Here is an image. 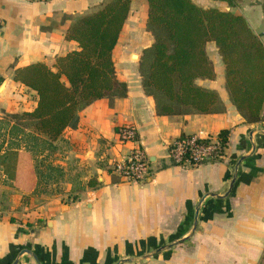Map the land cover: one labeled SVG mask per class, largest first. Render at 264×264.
Listing matches in <instances>:
<instances>
[{"label":"crops","instance_id":"1","mask_svg":"<svg viewBox=\"0 0 264 264\" xmlns=\"http://www.w3.org/2000/svg\"><path fill=\"white\" fill-rule=\"evenodd\" d=\"M106 1L0 0V123L4 113L36 106V92L15 81L14 70L36 61L53 67L57 56L78 47L65 38L72 20ZM262 1L243 0L233 10L264 44ZM138 2L147 12L146 0H131L123 28ZM207 47L215 50V77L196 82L217 92L222 112L157 115L141 84L142 51L119 57L114 48L124 97L94 100L51 145L41 134L31 144L25 134H11L12 120L1 129L0 264H261L264 106L259 121H245L229 98L214 42ZM126 125L150 162L144 183L121 181L110 170L133 146L118 141ZM223 129L222 159L183 167L169 157L176 137L218 136Z\"/></svg>","mask_w":264,"mask_h":264},{"label":"trees","instance_id":"2","mask_svg":"<svg viewBox=\"0 0 264 264\" xmlns=\"http://www.w3.org/2000/svg\"><path fill=\"white\" fill-rule=\"evenodd\" d=\"M218 1L234 7L243 0ZM146 2L145 26L153 41L142 50L139 73L156 114L224 110L217 92L196 82L215 77L206 51L207 42L213 41L224 64L232 104L246 122L259 121L264 106V44L246 18L232 10L203 8L193 0ZM130 5L131 0H107L99 9L75 17L65 38L76 41L78 47L57 56L53 67L36 61L14 70L13 79L34 90L37 102L30 111L4 113L13 121L11 134L22 133L29 140L41 134L51 145L65 128L77 125L78 112L94 100L105 97L112 103L126 95L127 85L117 77L112 51ZM261 8L264 17V0ZM227 135L226 129L218 134L223 146ZM11 153L19 155L18 151ZM5 157L4 153L1 160Z\"/></svg>","mask_w":264,"mask_h":264},{"label":"built area","instance_id":"3","mask_svg":"<svg viewBox=\"0 0 264 264\" xmlns=\"http://www.w3.org/2000/svg\"><path fill=\"white\" fill-rule=\"evenodd\" d=\"M117 136L121 144L133 146L122 158L112 162L111 173L121 181L144 183L150 175V162L145 150L138 144L135 128L130 125L119 127ZM168 154L174 164L192 167L222 159L224 146L218 136L180 135L169 143Z\"/></svg>","mask_w":264,"mask_h":264},{"label":"rangeland","instance_id":"4","mask_svg":"<svg viewBox=\"0 0 264 264\" xmlns=\"http://www.w3.org/2000/svg\"><path fill=\"white\" fill-rule=\"evenodd\" d=\"M197 5L203 7V8H209V7H217L219 9L224 10L226 6H229L225 2H213V0H193ZM238 4L234 7H229V10H235L238 11ZM240 6V5H239ZM233 10V11H234ZM145 17L146 13L143 12V7L140 2L134 4V11L130 15V19L126 22L125 27L122 29V32L119 36V39L117 41V45L114 49V51H117V55L121 57L124 53V51H142L143 48L147 47L149 44L148 39L152 40V35L149 31L146 30L145 26ZM206 51H210V54L208 55L211 59L213 65L215 59V56L211 54V51H215L212 47H207ZM8 118H4L2 122L0 123V131L1 129H5L7 125H9L10 120L8 121ZM28 143L35 142L34 140H29L28 137ZM37 143V142H36ZM39 146V142L37 144ZM37 148V147H36ZM38 150H36L35 153H37Z\"/></svg>","mask_w":264,"mask_h":264},{"label":"water","instance_id":"5","mask_svg":"<svg viewBox=\"0 0 264 264\" xmlns=\"http://www.w3.org/2000/svg\"><path fill=\"white\" fill-rule=\"evenodd\" d=\"M229 7H230V6H226L224 10H226V11L229 10Z\"/></svg>","mask_w":264,"mask_h":264}]
</instances>
